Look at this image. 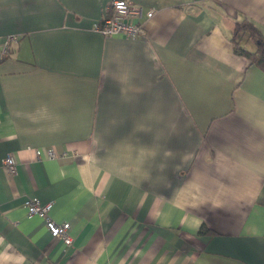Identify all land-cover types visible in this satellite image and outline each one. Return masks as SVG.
Returning a JSON list of instances; mask_svg holds the SVG:
<instances>
[{
	"label": "crops",
	"instance_id": "crops-1",
	"mask_svg": "<svg viewBox=\"0 0 264 264\" xmlns=\"http://www.w3.org/2000/svg\"><path fill=\"white\" fill-rule=\"evenodd\" d=\"M112 1L0 0V264H264V71L232 41L264 0H128L137 39L97 29Z\"/></svg>",
	"mask_w": 264,
	"mask_h": 264
},
{
	"label": "built area",
	"instance_id": "built-area-1",
	"mask_svg": "<svg viewBox=\"0 0 264 264\" xmlns=\"http://www.w3.org/2000/svg\"><path fill=\"white\" fill-rule=\"evenodd\" d=\"M106 14L97 26V29L104 36L123 35L131 39L143 38L146 36V30L143 24L140 23L144 16V10L141 6L135 5L128 0H113L105 8ZM153 11L146 13L147 17L153 16ZM8 38L5 42V51L8 50L10 42ZM48 159H56L58 154L52 148L46 151ZM39 157L42 155V150H37ZM3 166L10 175H16L18 170V162L14 155H8L3 160ZM24 205L28 210V215L39 216L43 218L51 235L64 242L67 246L73 245V238L70 235V223H57L50 216L53 208V203H42L37 197L27 198Z\"/></svg>",
	"mask_w": 264,
	"mask_h": 264
},
{
	"label": "trees",
	"instance_id": "trees-1",
	"mask_svg": "<svg viewBox=\"0 0 264 264\" xmlns=\"http://www.w3.org/2000/svg\"><path fill=\"white\" fill-rule=\"evenodd\" d=\"M232 41L234 50L238 55L247 58L251 64L264 71V35L256 24L249 19L237 23ZM249 41L255 44L256 49L254 51H250L246 46ZM200 233L207 234L210 233V230L204 225Z\"/></svg>",
	"mask_w": 264,
	"mask_h": 264
},
{
	"label": "rangeland",
	"instance_id": "rangeland-1",
	"mask_svg": "<svg viewBox=\"0 0 264 264\" xmlns=\"http://www.w3.org/2000/svg\"><path fill=\"white\" fill-rule=\"evenodd\" d=\"M249 46H251V45H249ZM254 46H253V44H252V48H253Z\"/></svg>",
	"mask_w": 264,
	"mask_h": 264
}]
</instances>
